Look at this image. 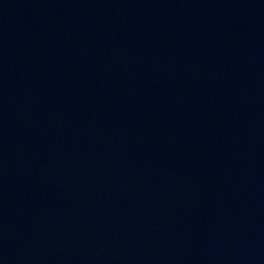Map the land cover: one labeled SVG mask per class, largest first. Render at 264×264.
<instances>
[{
	"label": "water",
	"instance_id": "obj_1",
	"mask_svg": "<svg viewBox=\"0 0 264 264\" xmlns=\"http://www.w3.org/2000/svg\"><path fill=\"white\" fill-rule=\"evenodd\" d=\"M0 264H264V0H0Z\"/></svg>",
	"mask_w": 264,
	"mask_h": 264
}]
</instances>
